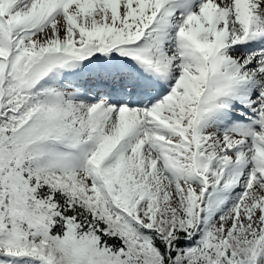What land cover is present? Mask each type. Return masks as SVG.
Returning <instances> with one entry per match:
<instances>
[{"label":"snow or ice","instance_id":"1","mask_svg":"<svg viewBox=\"0 0 264 264\" xmlns=\"http://www.w3.org/2000/svg\"><path fill=\"white\" fill-rule=\"evenodd\" d=\"M0 264H264V0H0Z\"/></svg>","mask_w":264,"mask_h":264}]
</instances>
